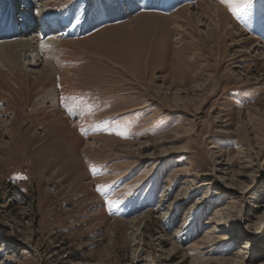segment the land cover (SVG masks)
Returning a JSON list of instances; mask_svg holds the SVG:
<instances>
[{
	"label": "rangeland",
	"instance_id": "1",
	"mask_svg": "<svg viewBox=\"0 0 264 264\" xmlns=\"http://www.w3.org/2000/svg\"><path fill=\"white\" fill-rule=\"evenodd\" d=\"M24 1L0 44L55 55L2 70L0 264H264V0Z\"/></svg>",
	"mask_w": 264,
	"mask_h": 264
},
{
	"label": "bare ground",
	"instance_id": "2",
	"mask_svg": "<svg viewBox=\"0 0 264 264\" xmlns=\"http://www.w3.org/2000/svg\"><path fill=\"white\" fill-rule=\"evenodd\" d=\"M10 1L12 2V4L10 3ZM13 1L14 0H9V3L6 6L7 7V11H6V13L3 16L6 17L7 19H5L4 24L2 23L3 16L0 19V41H5V39L12 40L14 38L13 37L14 32H16L18 34V30H19V28H21V26L19 27L20 21H22V19L19 20L18 19L19 17H17V15L19 14V16L21 15V17H26V15H28V13L25 14V12L27 11V9L31 8V7H29L25 11L22 10V11H24V13H20V10L18 11L19 6H18V8H16L17 6L13 4ZM37 1L38 2H37V5H36V8L41 7L39 12L42 13L43 12L42 10L45 8V6L48 5V2L43 1V0H37ZM24 3H28V0H25ZM122 5H123V0H115L113 2H106L105 6H104L105 7V11H106V16L108 18H112L113 19V18L118 17L119 15H122L123 14V6ZM23 6L25 7V4ZM16 9H17V12H16ZM183 9L177 11L175 14L178 15V13H181L183 11ZM214 14H215V12H214ZM221 15H223V14L221 13ZM15 16L17 18L15 20L16 24L13 23V20H14ZM216 16H217L216 20L218 21V15H216ZM33 20L34 19L31 17V18L27 19L26 21L24 20L22 22L23 23L22 25L25 27V29L21 30V34L24 35L25 37H23V38H21L19 40L13 41V42H5V43H1L0 44V91L5 90V88H6L8 90L7 91L8 92V97L12 96V94L17 93L16 92L17 91V86L15 85L14 88H10V87L8 88V83L11 81L10 78H9L10 76L8 77V75L3 74L2 70H6L7 72L10 73L11 76H13V75L16 76L17 74H15V72L18 71L19 72L18 75L20 76L21 73H22L20 70H22L24 68L44 66L43 69L37 70L38 74H40V77L38 78V80L35 81L36 85H38L42 81L50 80V78L53 76V72L48 66L50 63H47V64L45 63V65H44V63L41 64L42 63L41 62L42 59H41L40 54H41L42 50H45V52H47L49 58H51L53 55H55V51L52 50V47H50L51 44L53 42H55V38L51 37V38H49L48 40H46L45 42H43L41 44V38L42 37L38 33V31L35 32V31L32 30L30 33L28 32L29 29L31 27H33V25H30V23H32ZM188 20H189V23L192 24V25L195 23L194 17L190 16V14L188 15ZM220 27L221 26H219V28ZM223 28H226V27L223 26ZM62 30H64V29H62ZM62 30H60V31H62ZM219 33L220 32H218V29H217V31L216 30H210L208 32V35L211 38V40L214 39L216 41V38L218 37ZM60 35H61V33L56 35V38L59 37ZM205 38L207 40L209 39L208 36L207 37L205 36ZM162 47L166 51V48L164 46H162ZM137 50H138V52L140 54L138 52H136V49L135 50H124L125 53L123 54V56H124L123 58L127 62V64H131L132 67L136 66V63H135L136 61L132 59L133 57H135V59H136V55L139 54L140 62L143 60V55L142 54H143L144 50H139L138 48H137ZM187 50H189V49L183 48V49H180V50H178L176 52H177L178 56L185 58V54H186L185 52ZM165 51L162 52V55H164ZM138 65H140V64H138ZM27 70L28 69H26V71ZM15 76H14V79H16L17 81L21 79L19 76H18V78H15ZM13 82H14V84L17 83L16 81H13ZM53 92H54L53 90L47 91L46 94L43 95L40 98V100H43V101L40 102L39 104L40 105H44L46 103V100H48V103L52 104V107H53V105L55 106L56 101L53 98V94H52ZM7 109H8V107H7ZM55 125H57V126H55V128H57V130H59L60 132L63 130L62 133L64 135H66V133L64 132L65 130H64V128L62 126H60L57 123ZM215 218H217V217H215ZM214 221L215 220L212 219V221L209 223V225L214 224ZM243 250H244V252H246L247 248L243 247ZM244 252H242V251L240 252L239 251V255L237 256L238 261H236L237 264H247V262L251 261V258L247 256L248 252L247 253H244ZM256 264H258V263H256Z\"/></svg>",
	"mask_w": 264,
	"mask_h": 264
}]
</instances>
